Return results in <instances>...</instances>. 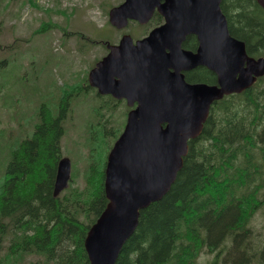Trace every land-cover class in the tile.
<instances>
[{
  "label": "trees",
  "instance_id": "1",
  "mask_svg": "<svg viewBox=\"0 0 264 264\" xmlns=\"http://www.w3.org/2000/svg\"><path fill=\"white\" fill-rule=\"evenodd\" d=\"M220 8L247 54L264 56V9L256 0H221ZM160 21L155 13L148 25ZM187 75L216 82L202 66ZM68 105L59 102L53 113L42 104L31 135L10 151L0 182V264H17L27 255H39L43 264H90L84 239L107 204L106 157L123 126L102 125L90 147L85 186L54 196ZM262 208L264 76L211 105L169 191L140 210L115 264H203V252L212 255L205 264H264V222L253 226Z\"/></svg>",
  "mask_w": 264,
  "mask_h": 264
},
{
  "label": "water",
  "instance_id": "2",
  "mask_svg": "<svg viewBox=\"0 0 264 264\" xmlns=\"http://www.w3.org/2000/svg\"><path fill=\"white\" fill-rule=\"evenodd\" d=\"M256 2L264 8V0ZM155 8L164 23L135 42L123 35L88 75L99 92L136 102L107 154V204L84 239L90 264H115L140 210L169 191L213 101L264 74V56H249L245 43L230 34L220 0H124L109 10V21L116 27L129 20L145 23ZM188 34L197 37L195 52L180 47ZM195 66L215 73L216 83L186 82L181 71ZM69 178L70 160L61 157L54 196Z\"/></svg>",
  "mask_w": 264,
  "mask_h": 264
},
{
  "label": "rangeland",
  "instance_id": "3",
  "mask_svg": "<svg viewBox=\"0 0 264 264\" xmlns=\"http://www.w3.org/2000/svg\"><path fill=\"white\" fill-rule=\"evenodd\" d=\"M121 1L0 0V62H5L0 68V182L11 149L30 136L39 121L40 106L46 104L55 113L58 102L67 100L69 111L60 144L61 156L69 158L71 171L63 190L85 186L94 137L101 136L102 125L107 129L121 126L128 111L121 101L107 103L110 108L104 105L99 114L94 113V91L85 88L87 74L95 59L106 52L105 44L96 37L111 42L118 34V38L122 33L138 37L149 29L148 24L146 30L133 21L121 30L110 25L108 10ZM109 139L106 133L105 140ZM262 222L264 208L255 214L254 228H260ZM4 245L1 249H6ZM211 257L203 252L199 260L205 264ZM42 261L39 255H27L17 264Z\"/></svg>",
  "mask_w": 264,
  "mask_h": 264
},
{
  "label": "flooded vegetation",
  "instance_id": "4",
  "mask_svg": "<svg viewBox=\"0 0 264 264\" xmlns=\"http://www.w3.org/2000/svg\"><path fill=\"white\" fill-rule=\"evenodd\" d=\"M163 22L160 21L158 24H152L149 29L144 33L142 34V36L146 35L147 33H149V31L157 26H160ZM120 34H118L117 36V39L115 38L114 40L112 39L111 42L109 41H106L107 39L103 38V36H100V37H96V38H99L103 44H105V47H106V52H104L100 57H98L97 59H95L94 61V64L89 68L88 70V74H87V85L85 86V88H90L94 91V95H95V104H94V107L97 108V109H100V108H104V105H107V103L109 104H120L121 101H124L125 103V106L127 107V109H131V108H134L136 106V102H134L132 105H129L127 103V99L124 98V97H121V98H118V97H115L114 95H112L111 93H101L99 92L98 88L95 87V86H92L90 83H89V78H88V75H89V72L92 68H94L96 66V64L101 61L107 54L108 52L110 51V45H117L123 35L119 37ZM137 38H135L134 40H136ZM189 40H192V41H189ZM188 41V43H187ZM108 44V45H107ZM197 45H198V40H197V37L195 34H188L184 37V39L181 41L180 43V47L181 49L183 50H188V51H191V52H195L196 51V48H197ZM4 60L3 62H0V67H2L4 65ZM201 67V66H195V67H192V68H189V69H186V70H182L181 72L183 73V76H184V80L188 83H197V82H204V81H199V80H191L188 78V72H191V71H194V70H198V68ZM203 67V66H202ZM208 83V82H207ZM211 84V83H209ZM86 93L89 92V91H85ZM100 99V100H99ZM104 99V102L102 101ZM59 102H62V101H59ZM58 102V103H59ZM106 103V104H104ZM108 106V105H107ZM108 108H110L108 106ZM113 108V107H112Z\"/></svg>",
  "mask_w": 264,
  "mask_h": 264
}]
</instances>
